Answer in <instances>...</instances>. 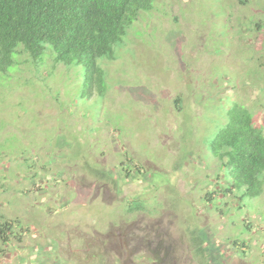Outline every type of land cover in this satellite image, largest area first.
Returning a JSON list of instances; mask_svg holds the SVG:
<instances>
[{
	"label": "rangeland",
	"instance_id": "rangeland-1",
	"mask_svg": "<svg viewBox=\"0 0 264 264\" xmlns=\"http://www.w3.org/2000/svg\"><path fill=\"white\" fill-rule=\"evenodd\" d=\"M123 44L104 96L51 58L0 73V264H264V192L210 151L235 105L264 130V0H154Z\"/></svg>",
	"mask_w": 264,
	"mask_h": 264
},
{
	"label": "trees",
	"instance_id": "trees-1",
	"mask_svg": "<svg viewBox=\"0 0 264 264\" xmlns=\"http://www.w3.org/2000/svg\"><path fill=\"white\" fill-rule=\"evenodd\" d=\"M153 7L154 0H0V73L17 68L24 55L35 70L51 58L67 69L82 67L87 71L86 96L95 91L104 96L105 61L118 58L116 48L142 12ZM225 118L226 125L211 141L210 151L224 172L226 191H240L242 199L260 197L264 192V130L240 105L230 108ZM212 199L211 194L207 200ZM4 220L0 216V256L14 226ZM238 244L245 255L248 248Z\"/></svg>",
	"mask_w": 264,
	"mask_h": 264
}]
</instances>
